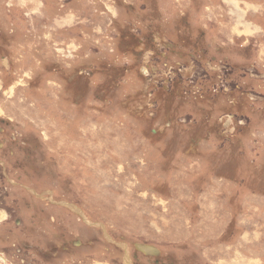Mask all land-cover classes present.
Returning a JSON list of instances; mask_svg holds the SVG:
<instances>
[{"label":"rangeland","instance_id":"obj_1","mask_svg":"<svg viewBox=\"0 0 264 264\" xmlns=\"http://www.w3.org/2000/svg\"><path fill=\"white\" fill-rule=\"evenodd\" d=\"M2 162L0 264H264V0H0Z\"/></svg>","mask_w":264,"mask_h":264},{"label":"flooded vegetation","instance_id":"obj_2","mask_svg":"<svg viewBox=\"0 0 264 264\" xmlns=\"http://www.w3.org/2000/svg\"><path fill=\"white\" fill-rule=\"evenodd\" d=\"M1 131H3V130H1ZM0 165H4V162H2V163H0ZM1 170L3 171V176L5 177V178H7V176H6V174H5V166L4 167H1ZM8 182L10 183V180H8ZM52 198V197H51ZM48 235H49V237H51L52 239L53 238H55V239H58V241H60L63 245H66L67 244V241L64 239V237L62 236V235H59V234H49L48 233ZM54 248H52V249H50V250H48V252H46V254L48 255V254H50V253H52V252H54ZM154 257H152L151 259H153ZM158 259V258H157ZM3 260V259H2ZM3 262H4V260H3ZM154 263H156V261L154 262Z\"/></svg>","mask_w":264,"mask_h":264},{"label":"water","instance_id":"obj_3","mask_svg":"<svg viewBox=\"0 0 264 264\" xmlns=\"http://www.w3.org/2000/svg\"><path fill=\"white\" fill-rule=\"evenodd\" d=\"M136 249L138 251H141L143 253L151 254V255H157L158 251L154 249L153 247L146 246V245H138L136 246Z\"/></svg>","mask_w":264,"mask_h":264},{"label":"bare ground","instance_id":"obj_4","mask_svg":"<svg viewBox=\"0 0 264 264\" xmlns=\"http://www.w3.org/2000/svg\"><path fill=\"white\" fill-rule=\"evenodd\" d=\"M139 252H141V251H139ZM128 259V258H127ZM127 264H130L129 262H127Z\"/></svg>","mask_w":264,"mask_h":264}]
</instances>
